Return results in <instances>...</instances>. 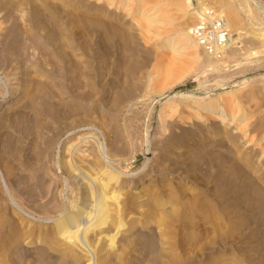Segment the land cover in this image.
Listing matches in <instances>:
<instances>
[{"label":"rangeland","instance_id":"rangeland-1","mask_svg":"<svg viewBox=\"0 0 264 264\" xmlns=\"http://www.w3.org/2000/svg\"><path fill=\"white\" fill-rule=\"evenodd\" d=\"M117 1L122 4L110 15L87 0H0V105L7 102L14 86L19 87L14 104L0 111V263L3 256L2 264H32L31 256L17 262L10 257L19 250L35 254V248L43 246L24 240L15 217L42 226L59 214L51 210L53 205L69 204L75 196L72 179L60 168L67 146L85 144L97 149L98 141L108 151L114 147L111 153L119 160L106 164L122 176L135 179L147 172L148 177L158 178L157 171L165 165L160 162L163 148L167 150L168 138L181 130L186 104L242 89L240 96L253 90L248 120L260 134L258 143L249 146L239 137L235 146L223 133L194 137L191 128L180 135L184 139L174 147L177 155H170L184 166L171 174L172 182L186 188L181 197L186 204L181 242L167 244L169 251L164 254L159 252L161 244L155 243V255L160 264H264V196L260 197L264 158L259 153L264 149L254 150L264 142V46L252 35L253 30L264 32V0H200L215 11L223 8L221 2L233 5L242 13L238 30L253 37L229 50L218 65L197 48L201 53L197 63L177 67L169 65L171 58H185L192 50L180 49L182 55H177L172 48L159 46L171 36L178 38L177 25L186 21L189 28L194 22L184 15L185 7L169 0ZM128 6L136 12L134 19L121 18V9ZM148 17L163 18L167 30L174 29L164 37L146 36L134 21ZM109 125L121 133V141L114 132L108 134ZM198 144L206 145L201 153H192ZM244 153L251 154L249 162L241 156ZM245 162L250 166L239 167ZM10 233L14 236L3 242ZM136 260L134 255L129 259Z\"/></svg>","mask_w":264,"mask_h":264},{"label":"bare ground","instance_id":"bare-ground-1","mask_svg":"<svg viewBox=\"0 0 264 264\" xmlns=\"http://www.w3.org/2000/svg\"><path fill=\"white\" fill-rule=\"evenodd\" d=\"M87 1H94L96 4L95 7L104 8L103 11L110 15H113L114 11L118 10L122 4V2H119L117 0ZM126 1L130 2L131 0ZM169 1L173 3L175 2V5L179 8H182L184 6V15H187L188 17H191L194 20L196 18V14L200 13V11H203L208 8L212 9L211 7H207L206 4L203 2L200 4V0H197V3H193V1L191 0ZM221 6L223 8H220L216 12L222 15L227 20L230 31V39L225 50L223 51V54L214 55L203 50L200 44L196 41V39L190 34V27L188 28L187 22L184 21L185 23L183 22L182 24L176 26L177 28H180L178 29V38L171 36L168 39L162 40V44L161 46H159V48L170 47L173 49V51L179 52L177 53V55H182V53H180V49H182L186 53L189 50H192V53L188 52L185 58H181V56L177 57L176 55V57L171 58V61L169 62V65L171 67H177L178 64H184L189 62L192 64L197 63L201 55V53H198L197 48H200L202 53L209 57L210 63L218 65L221 61H224L223 57L227 55L229 50H234V47L238 49V47L241 46L239 45L241 41L245 39L247 43L246 37L249 36L248 38H250V36L252 35H255V38H257L258 36L257 39H260L264 46V32H257L253 30L252 35H249L243 30H238L242 27L240 26L242 22V19H240V15L242 13L239 14L238 10L234 8L233 5H231L230 3H226V1L221 2ZM163 8L165 9V7ZM250 12L252 13L254 11ZM134 15H136V12L130 6L121 9V18L134 19ZM255 16L257 18L258 15ZM255 16L253 15V18H255ZM43 17L45 18L44 14ZM134 22L137 23V26L135 27H138V29L146 36L151 35L152 37H162L168 31L167 24L166 22H164L163 18L162 20H155V18L148 17L147 21H142V19L140 20V18H138ZM172 28L174 29L173 26ZM116 32L119 31L117 30ZM182 42H184V46L180 47V43ZM217 67L218 66H216V68ZM154 71L152 72L154 73ZM241 90L237 89L230 92L219 93L214 96H204L203 98H198L196 100H193L191 103L186 104L187 115L184 117V119H181V121H179V126L181 130L177 132L178 134L172 135L168 138L166 144L167 150L166 148H163L165 154H163L160 162L161 164L165 165H163L164 167L157 171V174L159 175L158 178H154V174L148 177L147 172H142V174H140V176L135 179L128 178L127 176H122V172H120V170L112 166L110 167L106 164L119 160L118 157H115L116 154H114V152L111 153V149H113L114 147H109L111 149L110 151H108V148L105 149L104 146L98 143V141L95 142L97 143V149H94L93 145L85 144H82L81 146H67V154L65 155L66 157H63L61 159L60 168L64 169L65 173L72 179L73 187L71 190H73V192L75 191V196L72 197L69 204L67 202L64 203V201H59L58 203L57 201H51L52 203H57L53 206L51 205V210L53 208L52 211H56L59 214H57L54 218H50V220L45 221L46 224L42 226H36L33 222L26 221L25 218H14L16 221L19 222L18 229H22V231L20 232L26 237L24 238L22 236L24 240L27 239L30 242L35 240L39 243H42L41 245L43 246L36 247L34 250L35 254H31L30 252L28 253V251H25L24 253V250V254H22L19 253V250V252L17 251L16 255L14 254L12 257H10L11 261H22L27 259V257L31 256V259L29 258L28 260L29 262L31 261L34 264H84L87 262V264H156L158 261L160 262L159 259H156L155 252H157V244L155 243L161 244L159 246V248L161 247L159 252H162L164 254L166 253L165 251L169 249V245L167 244L181 242V237L179 236L181 234V231L179 229L182 222V218L184 216L183 209L185 207V203L182 202L181 197L182 193H184L186 188L184 187L185 184L182 186L177 183L178 181L172 182V175L180 171L184 166L182 161L176 160L170 155L171 153H173V155H177V152L174 154V147L182 143L184 137H181V134L184 135V133L188 132V129L190 128L191 136L195 135L194 137L199 138H202L204 136L206 138L217 137L221 135V133H223L229 137L230 143L235 145L238 141V138L241 137L247 142H249V146L257 144V141L260 139V134H256V128H253L254 125L252 121H250L251 118H249L248 120V116L251 113L249 112L250 105L248 104V99L251 98L253 90H251L247 96H245L246 94L244 96H240L239 92ZM18 94L19 87L14 86L13 91L10 92L9 96L6 99V105L5 103L0 105V111L4 112L5 110H8V105L14 104ZM164 110L165 109L163 108V111ZM109 126L108 134L114 132L112 135L115 134V137L121 141V133H117V129H115L113 126ZM104 128L106 129L107 127ZM163 130H165V128ZM86 138L90 137L85 136L83 139ZM192 141L193 142H188V144L194 143L196 141L195 138ZM205 145L203 144V146ZM117 146H119V144ZM203 146L201 145L199 148L197 147L198 149H195L196 151L191 152L195 154H198V152L201 153L204 149ZM118 149L120 150L123 148H121L120 146V148ZM261 149H264V142L258 144V147L254 150ZM176 150L178 151V149ZM259 153L261 154L260 157L263 156L264 158V150H261ZM245 154L246 153L241 154V156L245 158V160L248 161L249 159L250 161V158L252 157L251 154ZM168 161H170V163H167ZM246 162L245 165L239 163V167H244L246 165L250 166ZM262 181L264 182V178L260 179V183ZM135 188H138V190L133 191ZM46 190H44L43 192H45ZM263 196L264 194H262L260 197ZM57 198L60 197L58 196ZM171 201H174L173 207L170 209L168 208L167 210H162L164 206L168 202L170 203ZM49 203L47 205H50ZM44 205L46 206V204ZM51 210L50 212H52ZM154 224L157 230L154 228ZM13 236L14 235L10 233L9 235L4 237L5 239L3 240V242L8 243ZM90 250L93 251L92 254ZM134 251H137V256L134 254ZM163 254H161V256ZM6 255L4 256V258L7 257ZM132 255H134L137 259L134 263L129 261ZM49 257H54L55 261L53 259H50ZM162 257L161 259H163ZM2 260L0 264H2ZM5 260L7 259L5 258ZM159 262L158 264H160ZM168 262L169 261H167V263ZM163 264L165 263L163 262Z\"/></svg>","mask_w":264,"mask_h":264},{"label":"built area","instance_id":"built-area-1","mask_svg":"<svg viewBox=\"0 0 264 264\" xmlns=\"http://www.w3.org/2000/svg\"><path fill=\"white\" fill-rule=\"evenodd\" d=\"M189 32L203 50L214 55H222L230 39L227 20L209 8L196 14Z\"/></svg>","mask_w":264,"mask_h":264}]
</instances>
